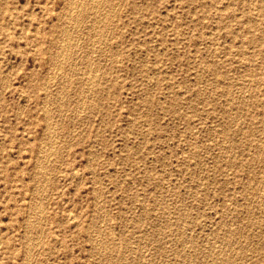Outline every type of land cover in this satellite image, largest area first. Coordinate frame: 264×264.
I'll return each mask as SVG.
<instances>
[{
	"label": "rangeland",
	"instance_id": "rangeland-1",
	"mask_svg": "<svg viewBox=\"0 0 264 264\" xmlns=\"http://www.w3.org/2000/svg\"><path fill=\"white\" fill-rule=\"evenodd\" d=\"M0 264H264V0H0Z\"/></svg>",
	"mask_w": 264,
	"mask_h": 264
},
{
	"label": "bare ground",
	"instance_id": "bare-ground-1",
	"mask_svg": "<svg viewBox=\"0 0 264 264\" xmlns=\"http://www.w3.org/2000/svg\"><path fill=\"white\" fill-rule=\"evenodd\" d=\"M79 3V2H78ZM77 3V4H78ZM234 4V3H233ZM103 5V4H102ZM73 8V7H72ZM74 9V8H73ZM82 9V8H81ZM92 10V9H91ZM73 11V10H72ZM81 11V10H80ZM113 11V10H112ZM70 12V11H69ZM90 13V12H89ZM72 14V13H71ZM82 14V13H81ZM96 20V19H95ZM99 21V20H98ZM80 22V21H79ZM95 22V21H94ZM95 24V23H94ZM104 25V24H103ZM78 26V25H77ZM67 29V28H66ZM65 30V29H64ZM109 32V31H108ZM66 34V33H65ZM65 34H64V36H65ZM98 35V34H97ZM106 39V38H105ZM71 40V39H70ZM76 42V41H75ZM74 42V43H75ZM61 44V43H60ZM62 53V52H61ZM61 56V55H60ZM67 56V55H66ZM68 57V56H67ZM64 61V60H63ZM91 62V61H90ZM75 72V71H74ZM84 72V71H83ZM54 75V74H53ZM48 79V78H47ZM90 79V78H89ZM91 80V79H90ZM47 81V80H46ZM48 82V81H47ZM47 82H46V84H47ZM63 87V86H62ZM88 87V86H87ZM44 91V90H43ZM82 93V92H81ZM83 94V93H82ZM59 96V95H58ZM48 108V107H47ZM61 109V108H60ZM48 110V109H47ZM46 127V126H45ZM50 127V126H49ZM49 129V128H48ZM50 141V140H49ZM49 148V147H48ZM53 148V147H52ZM40 151V150H39ZM47 151V150H46ZM51 156V155H50ZM46 160V159H45ZM46 161H48V160H46ZM45 161V162H46ZM50 162H52V161H50ZM44 187V186H43ZM43 187H42V189H43ZM40 197V196H39ZM46 197V196H45ZM73 216V215H72ZM30 217V216H29ZM28 232V231H27ZM40 232V231H39ZM144 239V238H143ZM37 244V243H36ZM35 244V245H36ZM97 245V244H96ZM225 245V244H224ZM33 246V245H32ZM28 247H29V245H28ZM29 253V252H28ZM29 255V254H28ZM24 262V261H23Z\"/></svg>",
	"mask_w": 264,
	"mask_h": 264
}]
</instances>
